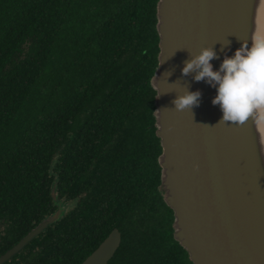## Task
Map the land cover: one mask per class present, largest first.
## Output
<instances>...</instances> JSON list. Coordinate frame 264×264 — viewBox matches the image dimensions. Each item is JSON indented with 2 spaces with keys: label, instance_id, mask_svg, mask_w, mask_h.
Returning a JSON list of instances; mask_svg holds the SVG:
<instances>
[{
  "label": "trees",
  "instance_id": "16d2710c",
  "mask_svg": "<svg viewBox=\"0 0 264 264\" xmlns=\"http://www.w3.org/2000/svg\"><path fill=\"white\" fill-rule=\"evenodd\" d=\"M156 3L0 0V257L87 194L3 264H80L115 227L108 264H192L157 192Z\"/></svg>",
  "mask_w": 264,
  "mask_h": 264
},
{
  "label": "water",
  "instance_id": "95a60500",
  "mask_svg": "<svg viewBox=\"0 0 264 264\" xmlns=\"http://www.w3.org/2000/svg\"><path fill=\"white\" fill-rule=\"evenodd\" d=\"M155 29L159 50L150 85L160 191L173 212L174 236L192 264H264V124L255 118L218 123L216 89L181 74L189 53L214 46L218 70L241 42L251 47L264 37V0H157ZM186 89L201 92L200 104L176 111L172 101ZM57 218L38 224L0 264ZM119 245L113 229L80 264H108Z\"/></svg>",
  "mask_w": 264,
  "mask_h": 264
},
{
  "label": "clouds",
  "instance_id": "9594fccd",
  "mask_svg": "<svg viewBox=\"0 0 264 264\" xmlns=\"http://www.w3.org/2000/svg\"><path fill=\"white\" fill-rule=\"evenodd\" d=\"M189 56L181 74L185 77L194 74V81H204L216 89L212 104L218 105L222 112L218 123L242 125L255 118L258 124H264V37L251 47L241 42L232 56H224L218 70H213L211 63L219 59L214 46L202 48L196 55L189 53ZM201 95L199 90L192 92L186 89L172 101L174 109L183 111L198 107Z\"/></svg>",
  "mask_w": 264,
  "mask_h": 264
},
{
  "label": "flooded vegetation",
  "instance_id": "af4514ba",
  "mask_svg": "<svg viewBox=\"0 0 264 264\" xmlns=\"http://www.w3.org/2000/svg\"><path fill=\"white\" fill-rule=\"evenodd\" d=\"M156 135L158 136V134H157V132H156ZM158 139H159V136H158ZM159 145H160V139H159ZM160 148H161V146H160ZM157 163H158V159H157ZM158 165H159V163H158ZM160 166V165H159ZM160 172H161V167H160ZM157 192L159 193V196L162 198V200H163V203L166 205V207L167 208H169L170 209V207H169V205H168V203H167V201H166V199L164 198V196L162 195V193H161V191H160V185H158L157 186ZM87 196V194H86V192L85 191H83V193L82 192H80L78 195H77V197L75 198V199H71L70 197H67L66 195H64L63 197H61V198H57V212H58V215L60 216V218H62L66 213H68V212H70V211H72L73 209H74V207L77 205V203L78 202H80L81 200H83L85 197ZM80 205V204H79ZM171 210V209H170ZM172 211V210H171ZM172 215H173V212H172ZM50 224H52V223H50ZM49 224V225H50ZM113 229H117L118 230V232L120 233V231H119V229L118 228H112L111 229V231L113 230ZM110 231V232H111ZM110 232H109V234H110ZM108 234V235H109ZM107 235V236H108ZM106 236V237H107ZM105 237V238H106ZM24 238V237H23ZM22 238V239H23ZM104 238V239H105ZM21 239V240H22ZM34 239V238H33ZM32 239V240H33ZM103 239V240H104ZM31 240V241H32ZM102 240V241H103ZM30 241V242H31ZM101 241V242H102ZM30 242H28L25 246H27ZM120 245H121V233H120ZM120 245H119V247H120ZM24 246V247H25ZM99 246V245H98ZM97 246V247H98ZM24 247L18 252V253H20L23 249H24ZM96 247V248H97ZM118 247V248H119ZM118 248H117V250H118ZM116 250V251H117ZM18 253H16V254H18ZM116 253V252H115ZM15 254V255H16ZM15 255H13V256H15ZM114 256V255H113ZM88 257V256H87ZM110 261V260H109ZM191 261V260H190ZM192 263V262H191Z\"/></svg>",
  "mask_w": 264,
  "mask_h": 264
}]
</instances>
